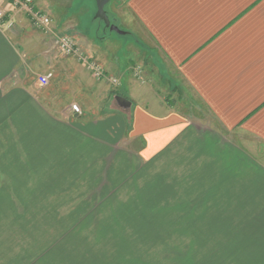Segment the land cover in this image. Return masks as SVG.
Segmentation results:
<instances>
[{
  "label": "crops",
  "instance_id": "1",
  "mask_svg": "<svg viewBox=\"0 0 264 264\" xmlns=\"http://www.w3.org/2000/svg\"><path fill=\"white\" fill-rule=\"evenodd\" d=\"M33 1L51 19L50 33L58 23L76 16L79 6L88 16L96 11L94 0H80L76 7V0ZM111 2L106 13L125 32L118 35L127 39H108L102 33L92 49L94 42L89 41L95 38L88 34L81 38L86 50L119 78L116 91L107 93L102 82L90 79L85 85L78 80L77 73L83 72L79 65L53 63L50 36L47 40L33 29L22 13L12 14L11 28L0 24V264H66L67 259L62 260L56 250L47 213L51 200L70 196L67 190L73 183L71 176L58 173L69 165L58 159L57 152H69L71 141L102 135L99 122L80 126L75 123L78 114H69L66 108L53 110L36 79V83L30 79L42 69L51 73L52 66L53 71L60 69L56 88L66 89L71 80L80 91L73 92L72 99L84 108L89 94L96 101L93 112L113 113L116 124L121 122L120 136L128 123L132 140L144 141L147 159L191 140L199 147L204 134L168 96L160 95L156 83L152 85L153 76L147 74L148 82L143 84L129 71L146 53L147 69H156L172 91L177 83L162 73L169 71L163 63L166 60L228 135L247 137L239 144L228 141V184L240 185L241 199L255 209L264 226V0ZM112 101L128 108L129 122L121 110L112 107ZM212 134L219 145L223 143L217 133ZM42 218L48 225H42Z\"/></svg>",
  "mask_w": 264,
  "mask_h": 264
},
{
  "label": "rangeland",
  "instance_id": "2",
  "mask_svg": "<svg viewBox=\"0 0 264 264\" xmlns=\"http://www.w3.org/2000/svg\"><path fill=\"white\" fill-rule=\"evenodd\" d=\"M57 1L62 4L66 0ZM79 2L75 1V7ZM81 9L84 7L79 6L76 16L66 23L55 25L53 33H50L52 23L45 31L33 29L46 35L45 38L50 36L47 40L52 48L53 63H75L83 70L77 73V79L85 85H89L91 79L102 82L106 93L116 91L119 78L108 73L96 55L86 50L85 40L81 38L84 34L95 38L89 43L93 41L91 48L96 49L102 33L113 40L128 36L106 28L102 21L94 18L95 12L90 13V17ZM66 34L76 38L79 53L87 63L97 64L104 70V79L96 80L78 57L59 53L58 39ZM145 56L146 53L141 55L129 71L143 84L148 82L147 74L155 78L152 85L156 83L160 95L168 96V101L204 132L200 146L193 145L191 140L146 159L149 153L143 151L144 141L132 140L128 123L120 136L122 124H116L113 113L93 112L96 101L89 94L82 108L71 97L73 92H80L76 84L70 80L66 89L56 88L61 78L57 72L60 69L53 71V66L50 67L53 76L48 85L37 88L52 109L66 108L70 114L72 105H76L79 116L75 123L103 125L100 138L74 140L68 145L69 152H57L58 159L69 165L58 169V173L71 176L73 183L67 190L68 198L51 200L48 205L56 250L62 260L67 259L66 264H264V226L258 222L255 209L241 199L240 185L228 184V141L239 144L240 140L247 141V137L238 133L233 134L234 137L228 135L163 58L169 71L162 73L177 83L171 91L168 81L160 79L156 69H147L149 60ZM163 63L160 61L161 65ZM45 73L49 72L42 69L32 73L30 79L35 82ZM109 78L115 79V83ZM111 105L121 110L129 122L130 114L125 105L113 101ZM214 132L223 141L220 145ZM237 178L240 181V176ZM41 220L43 226L48 225L43 218ZM44 229L42 227V231Z\"/></svg>",
  "mask_w": 264,
  "mask_h": 264
},
{
  "label": "built area",
  "instance_id": "3",
  "mask_svg": "<svg viewBox=\"0 0 264 264\" xmlns=\"http://www.w3.org/2000/svg\"><path fill=\"white\" fill-rule=\"evenodd\" d=\"M4 5L0 7V24L4 25L6 28H11L14 24L12 19V14L15 11L22 13L28 18L32 26L40 30H48L51 24V19L47 14L39 11L34 4L33 0H2ZM58 51L61 55L69 57H78L83 61V64L93 73L96 80L104 79V70L97 64L87 63L83 58L77 46L76 38L72 35H62L58 39ZM52 78V73H45L39 75L37 82L40 87H45L48 85L50 79ZM110 81L115 83V79L109 78ZM73 113H78L79 109L76 105H72Z\"/></svg>",
  "mask_w": 264,
  "mask_h": 264
},
{
  "label": "water",
  "instance_id": "4",
  "mask_svg": "<svg viewBox=\"0 0 264 264\" xmlns=\"http://www.w3.org/2000/svg\"><path fill=\"white\" fill-rule=\"evenodd\" d=\"M94 2H95V6H96L94 18L102 21L104 23L105 27L110 29L111 31H115L118 34H124L125 33L124 31L120 30L117 26H115L114 24L111 23L108 15L106 13L105 7L107 4H109L111 2V0H94ZM117 98H119V97H117ZM119 99L128 103V101H126L122 98H119Z\"/></svg>",
  "mask_w": 264,
  "mask_h": 264
}]
</instances>
